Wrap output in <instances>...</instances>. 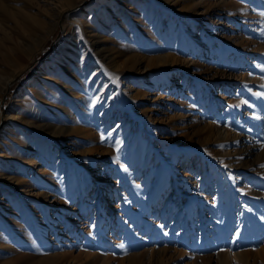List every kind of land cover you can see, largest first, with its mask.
<instances>
[{
	"label": "rangeland",
	"instance_id": "1",
	"mask_svg": "<svg viewBox=\"0 0 264 264\" xmlns=\"http://www.w3.org/2000/svg\"><path fill=\"white\" fill-rule=\"evenodd\" d=\"M6 84L0 264H264V0H0Z\"/></svg>",
	"mask_w": 264,
	"mask_h": 264
},
{
	"label": "bare ground",
	"instance_id": "2",
	"mask_svg": "<svg viewBox=\"0 0 264 264\" xmlns=\"http://www.w3.org/2000/svg\"><path fill=\"white\" fill-rule=\"evenodd\" d=\"M7 89H8V84H6L5 86L1 87L0 88V92L2 94H4V93H6ZM234 257H237L238 258L239 256L235 255Z\"/></svg>",
	"mask_w": 264,
	"mask_h": 264
},
{
	"label": "snow or ice",
	"instance_id": "3",
	"mask_svg": "<svg viewBox=\"0 0 264 264\" xmlns=\"http://www.w3.org/2000/svg\"><path fill=\"white\" fill-rule=\"evenodd\" d=\"M120 247H121V248H123V247H124V245H120Z\"/></svg>",
	"mask_w": 264,
	"mask_h": 264
}]
</instances>
